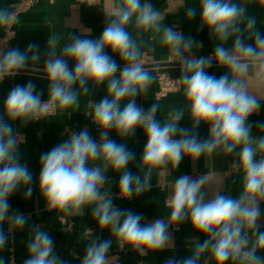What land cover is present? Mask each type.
I'll list each match as a JSON object with an SVG mask.
<instances>
[{
  "label": "clouds",
  "instance_id": "obj_1",
  "mask_svg": "<svg viewBox=\"0 0 264 264\" xmlns=\"http://www.w3.org/2000/svg\"><path fill=\"white\" fill-rule=\"evenodd\" d=\"M244 14L245 9L231 0H200V27H206L220 42L214 48V58L217 64L228 68V72L217 77L207 71L212 64L209 58L183 61L181 79L193 127L206 123L209 126L206 140L179 127L182 111L170 113L169 118L161 122L156 118L158 105L153 104L145 111L136 103L135 98L152 83V76L140 63L141 53L126 26L133 17L139 28L157 25L161 17L150 3L120 0V6L114 10L115 18L104 27L98 39L76 37L64 45L59 55L50 50L44 65L49 83L48 99L42 100V93L37 92L35 83L29 80L13 87L3 102L6 119L0 117V249L8 242L3 228L5 221L10 220L17 229L27 223L24 214L18 211L9 214V197L23 188L24 198L28 199L33 191V175L27 163L21 162L19 138L13 123L27 124L52 108L67 110L78 106L80 95L88 94L87 85L91 82L97 87L106 85V94L98 102H91V120L97 127L99 139H94L86 128L81 129L41 154L39 190L48 209L72 213L92 206V215L101 229L114 234L122 247L128 246L140 253L167 247L170 223L187 220L197 232L208 237L198 243L193 255L181 261L170 258L165 264H199L200 255L209 249L216 264H226L230 259H240L243 264H264V257L257 255V249H264V231L258 223L259 204L264 201V135L254 137L252 124L248 122L250 116L259 112L261 104L246 91L242 82L248 60L264 59V35L254 31L252 17L247 18L245 29L238 27ZM195 15V9H188L189 19ZM4 19L0 15V21ZM245 30L252 43L245 42L242 34ZM233 37L232 49L224 47ZM162 42L170 46L176 56H182L194 46L191 37L185 38L171 27L163 29ZM56 43L55 37L48 41L51 49ZM108 49L124 62L122 69L106 52ZM30 59L39 61L37 45L29 44L25 51L11 48L0 54V74L24 68ZM69 60L74 61V68L69 67ZM74 85L81 91L75 90ZM259 126L264 129V123ZM137 128L142 129L146 137L138 164L144 172L143 178L128 167L136 159L135 152L126 143H117L109 136L115 131L123 139L133 136ZM237 149L235 167L243 174L240 196L216 193L206 199L202 189L208 183L207 175L196 179L181 175L174 181L167 201L168 221L145 222L142 214L121 210L105 189L109 169L120 174V197L131 199L151 187L154 169L167 170L169 165L179 167L186 156L198 159L217 150L232 154ZM246 229L255 235L251 247ZM110 248V240L90 242L81 264H109ZM27 253L23 264H66L54 254L52 237L38 227L27 244ZM0 264H5L2 257Z\"/></svg>",
  "mask_w": 264,
  "mask_h": 264
},
{
  "label": "crops",
  "instance_id": "obj_2",
  "mask_svg": "<svg viewBox=\"0 0 264 264\" xmlns=\"http://www.w3.org/2000/svg\"><path fill=\"white\" fill-rule=\"evenodd\" d=\"M14 1L0 0V15H3L5 19L9 15L10 4ZM36 1L37 4L33 9L16 18L14 23L16 36L11 48L18 47L21 51H25L29 44H35L38 46L40 59L39 61L30 59L27 66L18 71L0 74V117L5 119L3 102L9 91L17 84H26L31 80L35 83L37 92L42 93V100L48 99L49 83L46 74L42 73H45V60L50 50H54L59 55L64 45L71 43L76 37L98 39L104 27L115 18L114 10L120 6V0H101L98 6L83 5L77 0H56L54 3H50V0ZM144 2L150 3L153 9L159 12L161 19L157 25L143 29L136 25L135 17H133L126 26L131 39L141 53L140 63L152 76V83L145 92H141L135 98L136 103L145 111L153 104L158 105L156 118L161 122L167 120L170 113L182 111L179 127L189 129L190 133L197 135L200 140H206L209 138V126L201 123L198 127H193L190 104L185 99L181 79L185 65L184 62L170 61L174 52L170 46L162 42L163 29L171 27L185 38L191 37L194 46L182 56L186 60L201 57L211 59L212 64L207 67V71L217 77L228 72V68L217 64L214 58V48L220 42L206 27L203 29L200 27V0H142V3ZM231 2L245 9L244 17L238 27L245 29L247 18L252 17L255 19L254 31L264 35V0H231ZM190 8L196 11L195 17L191 19L187 16ZM242 34L246 43H252L248 31L245 30ZM51 37L57 40L54 49H51L48 44ZM233 39L234 37L230 38L224 47L231 50ZM106 52L120 64L121 69L125 66L118 54L112 53L110 49ZM236 55H241L242 59H248L240 53ZM68 62L69 67L74 68V61ZM163 73L179 79L181 85L166 96L158 97L157 77ZM229 75L231 76V73ZM242 82L246 91L255 96L261 104L259 112L249 117L252 135L254 137L264 135V129L259 126L264 123V59L248 60V69L242 77ZM73 87L81 91L78 85ZM87 87L89 92L87 95H80L78 106L67 110L55 108L53 115L39 120L32 119L27 124L21 121L13 123L15 134L19 138L21 162L27 163L33 175L31 185L33 191L28 199L24 198L23 188L9 197L11 204L9 214L18 211L27 217V223L23 228L17 229L12 226L10 220L4 222L3 228L8 234V242L3 249H0V257L4 259L5 264H23L28 255L27 244L37 227L52 237L54 254L66 264H81L88 244L95 240H110L109 253L117 249L119 240L108 229L99 227L92 215V206H85L82 211L72 213L49 210L39 190L41 154L68 139L71 132H78L81 129L86 128L94 139H99L97 127L91 120V102H98L106 94V85L97 87L89 82ZM109 136L117 143H126L127 147L135 152L136 159L128 167L134 174H140L143 178L144 172L138 167L146 143L143 130L137 128L133 136L123 139L115 131L110 132ZM238 151L239 149L232 154H226L217 150L198 159L186 156L179 167L173 168L169 165L167 170L154 169L150 180L151 187L138 196L133 195L131 199L120 197L118 188L120 174L109 169L107 173L109 183L105 185V189L110 192L114 205L121 210H131L133 213L142 214L145 222H153L156 219L168 221L170 209L167 201L174 181L181 175H188L194 179L207 175L208 183L202 189L206 193V199H210L216 193L239 197L243 188V174L238 169H232L237 161ZM259 207L261 217L258 223L260 230L264 231V201L260 202ZM245 231L249 238L248 246L251 247L255 241V235L251 230ZM168 234L170 241L164 249L146 250L140 253L128 247L122 252L120 264H165L170 258L181 261L193 255L198 243L208 238L197 232L187 220L179 224L170 223ZM257 255L264 257V249H257ZM199 264H216L210 249L200 255ZM226 264H243V262L240 259H230Z\"/></svg>",
  "mask_w": 264,
  "mask_h": 264
},
{
  "label": "built area",
  "instance_id": "obj_3",
  "mask_svg": "<svg viewBox=\"0 0 264 264\" xmlns=\"http://www.w3.org/2000/svg\"><path fill=\"white\" fill-rule=\"evenodd\" d=\"M56 0H50V3H54ZM80 4L87 6H98L101 4V0H77ZM36 0H15L10 4V12L6 19L0 22V54L6 53L12 47V41L16 36L14 29V23L16 18L35 7ZM186 60L183 56H176L175 54L170 58L173 63H180ZM159 84L158 97H164L168 93L173 92L180 88L181 82L179 79L172 78L167 74H160L157 77ZM55 108L49 110L48 113L41 114L36 120H39L45 116L53 115ZM232 169H237L235 166ZM231 169V170H232ZM128 246H121L120 242L117 243V249L108 254L109 264H120L122 252L125 251Z\"/></svg>",
  "mask_w": 264,
  "mask_h": 264
},
{
  "label": "water",
  "instance_id": "obj_4",
  "mask_svg": "<svg viewBox=\"0 0 264 264\" xmlns=\"http://www.w3.org/2000/svg\"><path fill=\"white\" fill-rule=\"evenodd\" d=\"M42 74H45V73H42Z\"/></svg>",
  "mask_w": 264,
  "mask_h": 264
}]
</instances>
